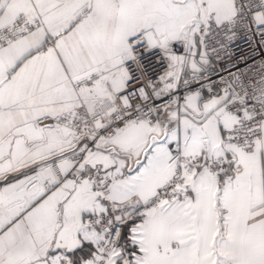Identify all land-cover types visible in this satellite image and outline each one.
Returning <instances> with one entry per match:
<instances>
[{
  "label": "snow or ice",
  "instance_id": "obj_1",
  "mask_svg": "<svg viewBox=\"0 0 264 264\" xmlns=\"http://www.w3.org/2000/svg\"><path fill=\"white\" fill-rule=\"evenodd\" d=\"M0 264H264V0H0Z\"/></svg>",
  "mask_w": 264,
  "mask_h": 264
}]
</instances>
